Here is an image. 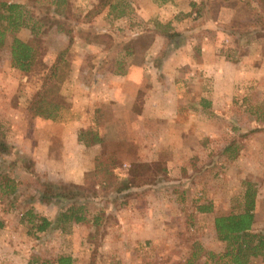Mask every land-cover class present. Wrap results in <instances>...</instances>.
Masks as SVG:
<instances>
[{
	"label": "rangeland",
	"instance_id": "374dc122",
	"mask_svg": "<svg viewBox=\"0 0 264 264\" xmlns=\"http://www.w3.org/2000/svg\"><path fill=\"white\" fill-rule=\"evenodd\" d=\"M7 1L38 16L46 3ZM95 1L66 0L62 16L49 14L71 29L72 42L55 27L42 36L47 63L67 48L60 77L74 107L59 120L27 111L38 83L10 65V37L0 49V143L8 150L0 154V176L18 181L12 194L0 196V264H57L60 255H69L73 264H190L194 250L192 264H224L206 253H222L225 247L213 220L242 209L247 180L256 189L252 229L264 231L263 2L125 0L128 16L110 20L104 10L88 16ZM149 2L169 8L160 13ZM168 22L169 33H177L173 37L158 34ZM89 30L103 36L85 45L81 40L92 37ZM107 33L121 42L118 54L127 41L133 48L119 67L116 55L104 64L117 76L131 72L126 105L118 106L103 88L102 83L113 82L109 74L87 67V61L98 60L95 54L89 59L90 53L101 49L100 55H107L102 51ZM15 34L25 39L29 30ZM169 96L176 99L175 108L142 107L145 99ZM141 109L147 111L142 118ZM90 126L102 141L87 146L78 141V132ZM70 135H77L79 147ZM228 144L236 150L233 159L223 153ZM137 163L146 167L139 169L143 179L134 182L129 172L135 173ZM48 180L87 186L88 195L77 200L85 221L63 230L32 228L22 216L28 208L51 220L71 203L40 201L41 184ZM201 203H210L211 210L200 211ZM134 227L147 236L129 242L120 235L123 243L114 242L116 230L122 234ZM249 264L264 260L253 257Z\"/></svg>",
	"mask_w": 264,
	"mask_h": 264
},
{
	"label": "trees",
	"instance_id": "16d2710c",
	"mask_svg": "<svg viewBox=\"0 0 264 264\" xmlns=\"http://www.w3.org/2000/svg\"><path fill=\"white\" fill-rule=\"evenodd\" d=\"M168 1L170 0H153V2L157 3H166ZM262 2L264 5V0ZM65 3L66 0H46L43 15L38 16L35 15L34 11H30L21 3L0 0V49L6 45L10 37V65L24 73L28 78L34 77L38 83L37 90L27 101V111L33 116H40L53 121L59 120L62 114L73 111L74 107L72 93L62 85L60 77L61 68L66 61L65 50L67 48L60 50L53 61L47 63L43 59L45 51L42 44V36L51 27H55L57 31L67 33L69 35V43L72 42L71 29L63 27L61 21L54 19L55 16L56 18L62 16V9ZM52 4L54 5V9L51 11L50 7ZM90 6L88 16H94L104 10L106 16L110 17V20H116L121 16H128L130 13V4L125 0H97ZM49 14H52L54 17H49ZM158 24L160 23H156L155 25L158 26ZM163 26L164 29L162 32L160 31L161 33H158L159 35L173 37L177 34L176 32L169 33L168 30L171 28L170 22L165 23ZM23 27L29 30V35L25 39L15 34V32ZM90 34H92L91 38H83L81 40L84 42L83 44L86 45L90 41H99L98 38L103 36V33L99 31H94V33L91 31ZM90 34L87 32L84 35L88 37ZM107 34L104 36L106 38L105 47L102 49L103 52L104 50L108 51L107 55L102 57L100 55L101 49L98 52L90 53L89 59H94L93 54H95L98 60L94 59L93 62L87 61V67H95L97 71H105L107 74H110L116 71L110 72L107 70L104 65L105 62L116 55L115 63L119 67L123 59L133 52V48L130 45V41H127V43L120 46L122 54H118L119 43L121 42H116L113 39V35ZM88 39L91 40L89 41ZM117 46L118 48L116 49ZM78 141H82L84 145L89 146L101 142L102 137L97 130L90 126L78 132ZM7 152V147L2 141L0 143V154ZM223 153L233 159L236 155V150L231 144H228L223 148ZM145 167V164L137 163V165L135 164V173L129 172L134 182L137 179H143V177H140L139 169L144 170ZM94 170H96V167ZM89 173L85 175L84 181H86ZM146 182L143 181L140 184H145ZM17 185L18 181L14 177H8L7 175L0 176V196L2 194H12ZM41 185L42 188L37 196L40 201H70L71 203L60 209L55 219L51 220L45 216L37 215L33 212V208H28L22 216H27L28 222L32 224V228L35 231L45 232L52 227L63 230L65 225L81 223L86 220V215L82 210L83 204L82 202L77 203V200H81L88 195L87 186L83 184L81 186L74 182L57 184L49 180L44 181ZM244 186L242 209L236 213L218 214L214 217L213 226L216 236L218 240L225 243L222 253L206 252L210 259H216L215 263L223 261L224 264H249L250 259L253 257H261L264 260V231L252 229L255 221L256 189L254 188V184L248 180L244 182ZM198 209L203 212L210 211L211 204L201 203ZM93 221L97 222L96 217H94ZM196 255V251L194 250L192 259L189 260L191 261L189 262L190 264L193 263L192 261ZM55 262L57 264H73L72 258L69 255H60L55 259Z\"/></svg>",
	"mask_w": 264,
	"mask_h": 264
},
{
	"label": "crops",
	"instance_id": "0c3cea01",
	"mask_svg": "<svg viewBox=\"0 0 264 264\" xmlns=\"http://www.w3.org/2000/svg\"><path fill=\"white\" fill-rule=\"evenodd\" d=\"M148 1L149 0H142L141 3H144V4H148ZM152 6H156L155 4L149 2ZM172 4V2H171ZM157 8V12L159 11L160 13L163 12V9L165 8H169V6L167 4H164V5H159V6H156ZM146 14V13H145ZM147 17H148V13H147ZM160 20L161 17H159ZM171 20V18L169 19ZM171 24V23H170ZM173 25V23H172ZM90 43V42H88ZM217 56V55H216ZM213 61H216V63L219 61L218 59V56L213 59ZM90 70V69H89ZM107 71V70H106ZM98 72L101 73V76H103V73L104 74H107L105 71H97V75H98ZM108 75V74H107ZM117 75H120V74H116V73H110L109 74V77L111 78V80L113 82H111L110 84L108 83H102L103 88H105V90L108 89V91L111 92V99L112 100H116L115 103L120 106V105H126L125 102L129 101V98L132 96V89H131V85H130V78L132 77L131 75V72H129V69L128 71L125 73L124 76H117ZM99 82L96 84L98 86ZM91 87L92 86H86V89L88 91L91 90ZM168 87H170L169 89H175V85H173V83L169 82L168 83ZM174 91V90H173ZM165 99H167V102H165ZM170 106L172 105V107H174L176 105V99L174 97H161V98H158V100H154V99H145V101H143V104H142V107H145V106ZM175 108V107H174ZM174 108H170L169 109L172 111L174 110ZM146 110L145 109H141V113H140V116L142 118V116H145L144 114H146ZM158 116H160V118H166L165 115L161 114V113H158ZM64 134V133H63ZM70 140H74V143H76V146H80L77 142V135H74L73 137L70 135L69 137ZM88 169V168H87ZM117 234L114 236L115 238V243H118V244H122L123 241L120 239V235L124 236L125 238H127V240L129 242H132V239H135L134 242H136V238L138 237H141L143 234L144 236H147V233L138 229L137 228H132V229H129L128 231H125V232H122V234L118 233L120 231L116 230ZM157 231H155L154 233H156Z\"/></svg>",
	"mask_w": 264,
	"mask_h": 264
}]
</instances>
